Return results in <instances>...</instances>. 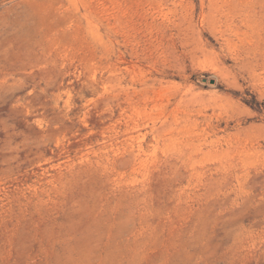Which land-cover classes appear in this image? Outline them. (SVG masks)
Here are the masks:
<instances>
[{"label": "rangeland", "instance_id": "obj_1", "mask_svg": "<svg viewBox=\"0 0 264 264\" xmlns=\"http://www.w3.org/2000/svg\"><path fill=\"white\" fill-rule=\"evenodd\" d=\"M0 264H264V0H0Z\"/></svg>", "mask_w": 264, "mask_h": 264}, {"label": "water", "instance_id": "obj_2", "mask_svg": "<svg viewBox=\"0 0 264 264\" xmlns=\"http://www.w3.org/2000/svg\"><path fill=\"white\" fill-rule=\"evenodd\" d=\"M202 82H206V79H203ZM209 84L213 85L214 84V80H210Z\"/></svg>", "mask_w": 264, "mask_h": 264}]
</instances>
